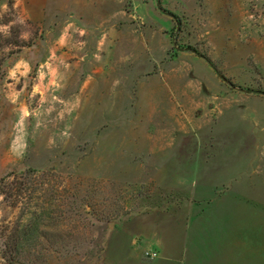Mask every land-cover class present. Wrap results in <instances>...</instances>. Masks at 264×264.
I'll use <instances>...</instances> for the list:
<instances>
[{
	"label": "rangeland",
	"instance_id": "1",
	"mask_svg": "<svg viewBox=\"0 0 264 264\" xmlns=\"http://www.w3.org/2000/svg\"><path fill=\"white\" fill-rule=\"evenodd\" d=\"M39 2L0 0V264H115L179 170L251 174L231 191L264 217V0Z\"/></svg>",
	"mask_w": 264,
	"mask_h": 264
},
{
	"label": "crops",
	"instance_id": "2",
	"mask_svg": "<svg viewBox=\"0 0 264 264\" xmlns=\"http://www.w3.org/2000/svg\"><path fill=\"white\" fill-rule=\"evenodd\" d=\"M25 4L34 9L27 12L28 18L40 17L43 3L25 0ZM164 96L160 93L159 99ZM157 171L169 175L166 169ZM232 172L197 167L191 175L184 176L181 170L171 174L187 179L177 183L188 195L174 207H153L138 220L118 223L114 240L120 253L115 264H264V217L259 210L252 216L249 200L231 191L251 174ZM144 250L156 257L141 262L137 258Z\"/></svg>",
	"mask_w": 264,
	"mask_h": 264
},
{
	"label": "trees",
	"instance_id": "3",
	"mask_svg": "<svg viewBox=\"0 0 264 264\" xmlns=\"http://www.w3.org/2000/svg\"><path fill=\"white\" fill-rule=\"evenodd\" d=\"M22 184V183H21ZM3 195H6V192L2 190ZM11 194V193H10ZM35 210L33 211L36 215L33 218L32 222H28V223H18L15 229V232L17 233V235H19V238L21 237V241L18 240V237L15 236L14 237H10V243H12V245L7 244L6 245V250L8 251L7 255H9V257H12V259L16 260L19 258V256L17 255L15 257V254L18 253L19 251V247L22 245V239L25 238L27 235H29L30 233H33L37 227L38 224H41V221L45 215V213L39 208V211H37L36 208H34ZM68 242H64V246H67ZM13 254V255H12Z\"/></svg>",
	"mask_w": 264,
	"mask_h": 264
},
{
	"label": "built area",
	"instance_id": "4",
	"mask_svg": "<svg viewBox=\"0 0 264 264\" xmlns=\"http://www.w3.org/2000/svg\"><path fill=\"white\" fill-rule=\"evenodd\" d=\"M141 257L146 260H152L156 257V253L151 251H144Z\"/></svg>",
	"mask_w": 264,
	"mask_h": 264
}]
</instances>
